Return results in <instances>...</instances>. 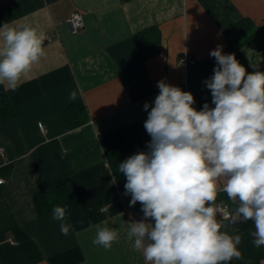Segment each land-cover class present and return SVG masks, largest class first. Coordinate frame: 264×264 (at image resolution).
<instances>
[{"label":"crops","instance_id":"0c3cea01","mask_svg":"<svg viewBox=\"0 0 264 264\" xmlns=\"http://www.w3.org/2000/svg\"><path fill=\"white\" fill-rule=\"evenodd\" d=\"M74 11L84 19L78 32L67 21ZM242 18L258 35L240 52L254 71L264 72V0H0V28L27 25L45 38V55L18 88L0 84V97L13 111L7 120L0 115V264H147L127 238L128 222L143 216L141 205L129 206L126 179L112 170L99 134L121 128L132 154L147 151L143 105L154 101L162 79L191 92L197 110L214 107L203 83L216 65L209 53L221 45L229 54L226 33ZM151 26L159 30L160 48L143 57L135 34ZM184 52L196 58L187 68L178 64ZM71 104L87 111V121L74 128L63 117ZM60 183L74 193L64 221L72 225L68 235L53 211L39 215L34 203L36 193ZM219 202L230 211L222 217L217 210L228 225L221 231L242 234L244 259L228 264H264L253 252L254 223L228 224L237 205L222 190L216 208ZM97 225L119 233L108 250L92 243Z\"/></svg>","mask_w":264,"mask_h":264},{"label":"clouds","instance_id":"9594fccd","mask_svg":"<svg viewBox=\"0 0 264 264\" xmlns=\"http://www.w3.org/2000/svg\"><path fill=\"white\" fill-rule=\"evenodd\" d=\"M0 35V84L15 91L22 76L45 55V38L27 25L14 29L5 24ZM209 55L216 65L203 83L214 107L205 103L197 110L191 92L158 81V95L143 105L148 113L144 128L151 137L147 151L130 155L118 166L126 179L124 194L131 196L129 206L139 202L143 213L128 222L127 238L147 264L244 259L238 249L242 234L221 231L228 225L217 219L218 190L237 205L228 224L252 221L253 245L264 246V72L248 73L221 45ZM66 214L67 206L53 208L62 235L72 228L64 223ZM96 228L92 243L110 249L118 231Z\"/></svg>","mask_w":264,"mask_h":264},{"label":"trees","instance_id":"16d2710c","mask_svg":"<svg viewBox=\"0 0 264 264\" xmlns=\"http://www.w3.org/2000/svg\"><path fill=\"white\" fill-rule=\"evenodd\" d=\"M258 32L254 23L248 18H242L226 33L229 54H234L239 63L245 67L248 73L254 72L248 61L240 52V47L254 40ZM135 40L143 57L154 54L160 48L159 30L151 26L135 34ZM0 115L4 120L13 115L9 102L5 97H0ZM63 117L70 128H74L87 121V111L82 104H71L64 112ZM101 144L106 157L114 172H119V163L123 162L131 154V146L121 128L112 129L99 134ZM74 193L67 183L54 184L45 187L35 194L34 203L39 215L52 212L55 206H67V212L72 208ZM256 258L264 257V246L259 248L253 245Z\"/></svg>","mask_w":264,"mask_h":264},{"label":"built area","instance_id":"2783aa9c","mask_svg":"<svg viewBox=\"0 0 264 264\" xmlns=\"http://www.w3.org/2000/svg\"><path fill=\"white\" fill-rule=\"evenodd\" d=\"M67 21L72 32H78L84 26L83 15L79 11L72 12ZM195 62L196 58L188 52L182 53L178 59V64L183 68H187L190 64H194ZM39 126L42 127V123H39ZM3 149L4 148H1V150ZM4 182L5 178L0 176V185H2ZM217 210L222 217H228L230 215L227 204H224L222 202L218 203ZM10 240L14 241L13 239Z\"/></svg>","mask_w":264,"mask_h":264}]
</instances>
